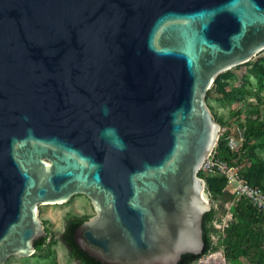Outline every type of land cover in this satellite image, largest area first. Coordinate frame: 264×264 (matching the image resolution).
Instances as JSON below:
<instances>
[{"label":"water","instance_id":"obj_1","mask_svg":"<svg viewBox=\"0 0 264 264\" xmlns=\"http://www.w3.org/2000/svg\"><path fill=\"white\" fill-rule=\"evenodd\" d=\"M263 51L264 0H0V264L76 194L95 211L76 243L104 264L201 255L207 91Z\"/></svg>","mask_w":264,"mask_h":264},{"label":"rangeland","instance_id":"obj_2","mask_svg":"<svg viewBox=\"0 0 264 264\" xmlns=\"http://www.w3.org/2000/svg\"><path fill=\"white\" fill-rule=\"evenodd\" d=\"M206 102L220 125L218 141L222 153L227 155L224 151L227 139L235 138L236 148L230 154V163L238 167L242 180L264 193V51L221 73L207 91ZM204 181V196L212 200L211 208L219 213L226 203L223 204L222 199L214 201L210 190L228 192L225 189L226 178L222 175L206 176ZM94 213L89 198L84 194L74 195L67 203L41 205L39 217L46 231L47 245L30 257L10 256L5 264H81L70 255L60 237L71 216L90 218ZM261 229L260 241L263 244L259 247L244 244L240 256L232 264H264V228ZM223 249L221 246L218 253ZM209 256H203L195 264H210Z\"/></svg>","mask_w":264,"mask_h":264},{"label":"trees","instance_id":"obj_3","mask_svg":"<svg viewBox=\"0 0 264 264\" xmlns=\"http://www.w3.org/2000/svg\"><path fill=\"white\" fill-rule=\"evenodd\" d=\"M200 176L206 179V176L215 177L218 175H209L201 172ZM209 188L208 185V189ZM210 191H212L210 197L214 201L222 199L223 204L228 202L231 203V210L234 218L229 223L228 227H226L222 233H219V230L214 224L218 213L211 208L203 218V239L205 242L203 253L201 255L190 253L184 254L178 264H195L203 256L210 252L217 251L221 246L224 248L227 264H232V261L240 256L244 244H247V247L251 246V244H254L256 247L263 244V241H260V232H262L261 228H264L263 220L249 200L245 198H237L235 195L224 191H222L223 193L212 189ZM88 219L89 217L71 216L66 221L64 231L60 238L67 247L70 255L79 263L104 264L90 256L76 243L75 232L77 228ZM218 234H221L222 238L218 245H214L213 236ZM47 243V236L35 241L36 250L44 248Z\"/></svg>","mask_w":264,"mask_h":264},{"label":"built area","instance_id":"obj_4","mask_svg":"<svg viewBox=\"0 0 264 264\" xmlns=\"http://www.w3.org/2000/svg\"><path fill=\"white\" fill-rule=\"evenodd\" d=\"M236 148V140L229 137L226 142L227 155H223L219 141L210 153L208 159L203 164L200 172L209 175H222L226 178V190L235 195L237 198H245L249 200L251 205L256 209L261 216L264 224V193L257 187L250 184L248 181L242 180L239 176L238 167L233 166L229 158L230 154ZM233 213L231 210V203H226L224 208L218 213L217 219L214 221L219 233H222L229 223L233 220ZM222 236L220 234L213 236L214 245H218ZM220 250L210 252L207 255L211 257L214 254H219L222 259V264H225V254L219 252ZM208 257V258H209Z\"/></svg>","mask_w":264,"mask_h":264},{"label":"bare ground","instance_id":"obj_5","mask_svg":"<svg viewBox=\"0 0 264 264\" xmlns=\"http://www.w3.org/2000/svg\"><path fill=\"white\" fill-rule=\"evenodd\" d=\"M209 262L210 264H222V259L219 254H214L211 257H209Z\"/></svg>","mask_w":264,"mask_h":264},{"label":"clouds","instance_id":"obj_6","mask_svg":"<svg viewBox=\"0 0 264 264\" xmlns=\"http://www.w3.org/2000/svg\"><path fill=\"white\" fill-rule=\"evenodd\" d=\"M113 133H114V130H111V129L108 130V134H109V135H112Z\"/></svg>","mask_w":264,"mask_h":264}]
</instances>
